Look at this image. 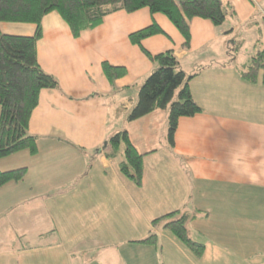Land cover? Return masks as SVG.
Wrapping results in <instances>:
<instances>
[{"label":"crops","instance_id":"crops-1","mask_svg":"<svg viewBox=\"0 0 264 264\" xmlns=\"http://www.w3.org/2000/svg\"><path fill=\"white\" fill-rule=\"evenodd\" d=\"M222 1L233 14L218 27L209 20H190L187 47L169 20L148 8L111 13L77 37L57 12L43 17L37 60L60 90H41L30 115L28 132L36 136L37 152L21 150L0 158V171L27 169L21 181L0 187V264H122L121 259L133 262L135 252L145 249L164 258L162 239L170 256L185 257L190 252L183 244L151 221L188 208L209 218L206 198L211 193L215 209L246 204L250 263L264 264V84L261 71L253 83L241 76L250 58L264 48V0ZM154 23L162 33L142 40V48L130 42V33ZM0 31L31 36L35 25L3 22ZM245 40L249 44L244 47ZM243 47L245 53L239 54ZM143 49L151 55L173 50L182 71L193 75L189 90L202 111L179 119L171 154L164 157L172 172L168 176L174 174L181 189L170 192L172 201L166 206L156 203L161 158L154 165L149 162L158 155L152 131L160 126L165 131L166 110L124 126L146 154L141 186L119 172L115 155L101 149L121 131L116 121L133 107L139 87L156 66ZM103 62L126 69L113 86ZM128 220L131 229L125 238L115 227L126 226ZM152 232L157 242H142ZM16 242L30 245L16 256ZM80 244L87 246L80 250ZM90 244L95 254L88 252ZM38 245L49 252L31 253ZM216 253L215 259L222 257ZM203 255L196 258L203 260ZM140 260L153 264L149 257Z\"/></svg>","mask_w":264,"mask_h":264},{"label":"trees","instance_id":"trees-1","mask_svg":"<svg viewBox=\"0 0 264 264\" xmlns=\"http://www.w3.org/2000/svg\"><path fill=\"white\" fill-rule=\"evenodd\" d=\"M141 8L164 15L184 37L185 47L190 40V20L201 18L218 27L228 15L233 14L230 5L222 0H0V23L35 25L31 36L11 35L0 31V158L21 150H28L31 154L37 152L36 136L28 132L30 115L38 104L41 90H60L55 77L45 72L37 60L36 45L42 36L43 17L52 11L57 12L69 26L72 35L77 37L82 31L100 25L111 13L120 10L134 12ZM162 32L154 23L130 33L129 40L142 48V40ZM143 51L156 66L139 87L137 100L128 112L127 120L134 121L153 111L166 110L167 138L172 146L179 119L202 112L189 90L188 82L193 75H186L182 71L173 50L156 55H151L144 49ZM102 70L112 86L116 79L126 74L124 67L112 66L106 62L102 63ZM260 71L264 84V48L250 58L249 64L241 71V76L253 83ZM121 146L123 156L118 162V170L139 187L143 182L146 154L141 153L133 144L128 131L121 130L109 136L101 149H105L106 154L111 157ZM26 170L22 167L0 171V187L11 181H21ZM199 211L196 210L197 213ZM196 212L193 209L188 212L173 210L157 216L151 224L167 230L193 256L200 258L206 244L193 241L186 226L198 216ZM157 237L152 232L142 242L155 244Z\"/></svg>","mask_w":264,"mask_h":264},{"label":"rangeland","instance_id":"rangeland-1","mask_svg":"<svg viewBox=\"0 0 264 264\" xmlns=\"http://www.w3.org/2000/svg\"><path fill=\"white\" fill-rule=\"evenodd\" d=\"M246 43L249 44L245 40L242 45H244L245 47ZM244 47L240 50L239 54L245 53V51H243ZM127 114L128 112L118 121H116L121 130L124 129L125 124H127L128 121ZM162 128L163 127L160 126L161 129L160 130L157 127H155L152 131V133H154L155 135V140L157 141L156 149L158 151V155L157 157H153L149 162L152 161L151 165H154L156 163L155 159L158 157L161 158L159 160L161 164L157 168L158 169L157 173H158V177H160V182L162 186H160L159 188V192H160L158 196L159 200H156V203L159 204V206L163 204L164 206H166L168 202L172 201L170 194L172 192L176 194L181 189L179 188V182L177 181L175 175L170 174L168 176V172H171L170 164L168 163V160L164 158L168 154H171L170 145L167 138V133H168L167 115H166V124H165L164 132H162ZM122 156H123V147L121 146L117 151V153L115 154V158L118 161H120V157ZM175 163L177 164L178 161H176ZM208 200H210V204L208 203ZM187 201H190V199L188 200L185 199L184 202ZM206 203L208 209L210 210L209 218L197 216L194 220L189 221L186 225L189 237L193 241L205 243L206 246L208 247L206 253H203L204 254L203 260H198L196 256H193L190 251H189L190 254L187 253L188 257L187 256L184 257L181 254L170 256L166 251L168 245L166 241L162 239L160 240L159 245L164 246L165 249L164 258L155 257L154 251H150L149 253H147V251H145L146 249L143 248L145 250L135 252L136 259L133 260V262L129 260L122 261V259L120 260V262L122 264H139L141 262L140 257L142 256V259L149 257V259L153 260V264H252L250 263L252 259L248 255L251 252V246H249L250 241L248 242L247 227L245 221L246 204L244 203L238 204L233 209H229V210L224 209L223 207L216 206V209H223V210H216L214 206L213 193H211V195H209L206 198ZM201 206H203V204H201ZM188 210L190 211L191 209L188 208ZM163 211L164 210L159 209V212L162 213ZM220 220H232V221H220ZM129 224L130 223L128 220L126 226L115 227L118 232L120 230L122 237L126 238L129 235L131 229ZM216 243L218 245H216ZM27 245L30 244H26L24 242L23 243L16 242L14 245L15 247L14 251L16 253V256H19L18 254L19 253L21 254L24 251L22 247L23 246L27 247ZM34 245L37 244L35 243ZM84 245L87 246V244L79 245L80 250H81V246ZM90 247H92V244H90L88 248V252L90 254H95L93 248ZM259 247L260 245L256 244V248ZM184 248L186 247L184 246ZM186 250L188 249L186 248ZM216 251H218L219 254L222 256L221 258L215 259L216 257L219 256L218 253H216ZM33 252H37V253L41 252L42 254V253H47L49 251L42 250V246L38 245L36 248H31V253ZM88 261L91 262V259H89ZM75 264H80V262L79 263L77 262Z\"/></svg>","mask_w":264,"mask_h":264}]
</instances>
